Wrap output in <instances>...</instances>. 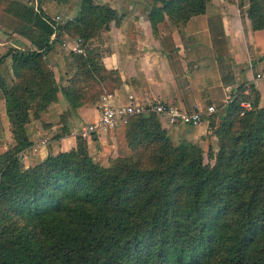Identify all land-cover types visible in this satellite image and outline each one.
<instances>
[{"label":"trees","instance_id":"obj_1","mask_svg":"<svg viewBox=\"0 0 264 264\" xmlns=\"http://www.w3.org/2000/svg\"><path fill=\"white\" fill-rule=\"evenodd\" d=\"M207 1L158 0L155 28L165 15L173 25L183 24L202 12ZM17 2L10 0L6 10L39 31V38H34L38 48H11L0 54V62L11 54L32 70L40 110L58 101L59 92L75 108L96 100L104 89L110 92L119 82L114 71L103 67L99 53L71 50L76 70L66 87H58L45 53L58 38L61 25L53 23L40 0L36 7ZM251 5L257 10L260 2L253 0ZM97 33L80 32L74 38L81 36L86 43ZM24 68L15 63L16 74ZM245 88L244 84L236 88L223 119L235 110L241 114L243 99H250L260 113L258 91L249 85L247 94ZM20 89L29 97L26 84H15L4 97L11 132L23 148L32 142L24 127L28 116L25 99L18 96ZM159 119L155 113H142L128 125L130 130L142 128L147 138L164 140L167 147ZM16 120L21 123L20 136L14 129ZM209 125H215L213 119ZM260 133L229 137L220 145L213 165L204 164L201 156L193 155L194 145L183 142L178 148L169 147L173 155L155 168L144 170L120 159L102 167L93 161L81 137L76 147L49 152L23 171L15 158L5 160L0 165V193L12 191L17 208L34 228L0 239V264H264V141ZM91 137L97 139L95 133Z\"/></svg>","mask_w":264,"mask_h":264},{"label":"crops","instance_id":"obj_2","mask_svg":"<svg viewBox=\"0 0 264 264\" xmlns=\"http://www.w3.org/2000/svg\"><path fill=\"white\" fill-rule=\"evenodd\" d=\"M19 1L27 3L30 0ZM252 1L208 0L205 9L189 17L182 26L173 25L165 15L166 28L159 23L155 32H124L121 23L110 22L105 32H98L91 39L88 51H98L103 67L114 71L113 75L117 74L119 78L110 90L112 101H125L127 94L133 93L139 102L163 100L190 109L204 108L217 104L215 100H224L227 95L234 96L236 88L250 81L255 70L264 68V0H259L257 10L253 9ZM32 5L35 6L34 2ZM137 19L134 21L136 29ZM8 31L0 27V36H6ZM18 36L21 37L20 44L28 45L24 35ZM64 65L57 61L55 70L50 66L58 87L59 80L68 85L75 72L74 63L69 67ZM258 90L259 106L264 108V89L259 86ZM107 91L104 89L95 103L88 101L79 105L73 115L86 122L97 119L101 95ZM203 99H210L204 107L200 105ZM63 100L65 98L59 92V100L49 104L46 115ZM5 114L4 100L0 98V124L6 127L9 124ZM207 122L209 118L199 127L205 129ZM24 127L36 148L33 152L35 163L48 152L56 153L75 146V136L67 134L50 146L38 144L37 138L46 130H41L37 119ZM117 129L102 130L94 140L106 149L104 137L110 133L113 136ZM7 137L10 139L9 135Z\"/></svg>","mask_w":264,"mask_h":264},{"label":"rangeland","instance_id":"obj_3","mask_svg":"<svg viewBox=\"0 0 264 264\" xmlns=\"http://www.w3.org/2000/svg\"><path fill=\"white\" fill-rule=\"evenodd\" d=\"M9 1L10 0H0V27L10 30L6 32V36H0V54L11 48L37 49L38 46L34 38H39V31L37 32L34 27H31L26 20L6 10ZM17 1L18 0H15V3H18ZM33 2L35 5L34 7H36L37 0H30L26 4L32 5ZM40 4L43 10L53 20V23L61 25L60 29L56 31V34H59L58 38L45 53L49 66H54L57 61L58 63L62 61V63L64 62L65 64L64 66L69 67L72 63L76 65L72 57L70 46L68 45L75 35L80 34V32H88V34L93 32H105L112 21L117 24L121 23L124 27V32H155L157 29L155 28V6H158L160 3H156L155 0H90L88 3L83 4L81 0H40ZM71 10H73L72 14ZM57 15L58 17H56ZM111 16H113L112 20L110 19ZM79 17H82V19L78 20ZM137 17L138 23H136L138 24V29H136L134 25V21ZM79 21L82 22L80 23ZM165 23L166 21L162 19L160 21L161 27H165ZM178 26L182 25L179 24ZM24 27L32 29L26 31L23 29ZM18 34L26 37L24 39L27 40L28 45L20 44L19 41H21V37H19ZM54 37L55 34L51 35L50 40H53ZM93 37L87 39L86 43H88L85 45L83 54L88 53L89 44ZM96 53L98 54L99 52L96 51ZM14 62L17 63L19 67L24 68L21 63L13 60L11 54L6 55L0 62V98L4 100L5 110L6 100L4 95H6L15 84L22 86L26 84L31 90L29 97H25L27 94L23 89H20L18 94V96L24 98L26 102L25 107L27 108L28 121L25 124L33 119H37L41 130H46L40 133L36 140L37 143L46 145L47 147L48 145L50 146L54 140H57L60 136L65 134L74 135L76 141L77 137H81L86 141L87 150L92 156L93 161L102 167H110L116 164L117 159H120L122 162L136 165V167L144 170L155 168L170 159L171 155H173L169 147L178 148L183 142L194 145L193 155L201 156L204 164L213 165L217 162L219 157L220 145L227 143L229 137L235 138L237 134L242 132L248 133L249 131H255L257 133L261 130L262 133L259 134V137L261 141H264V108L259 106V101L258 107H261L260 113L257 111V106L255 107L254 104L251 105L250 108L242 107L243 111H252L251 114L241 115L242 113L240 114L235 110L229 117L223 119L226 113V104L233 98L231 94L229 96L227 95L224 100H215L219 110L209 117V120H214V126L209 125V122H207L206 128L201 129L199 127L200 125L189 126L185 124H169L166 120L160 118L161 128H163L165 137L169 142L167 147L164 146L166 145L164 140L158 141L147 138L142 128L140 130H130V125L126 124L115 130L116 133L113 136L110 133L104 137V143L107 145L105 149L103 145H100L91 135L86 134L84 137L81 133V128L86 126L89 122L94 121L95 118L91 119L92 121L86 122L83 118L74 116L73 114L77 107H71L68 101L63 100L56 104L55 107H52L50 109L52 116L50 113V115H46L49 105L45 109L40 110V103L37 95L38 91L35 92V90L32 89V84L35 83V74L34 76L32 75L31 78L30 72L32 73V70L28 68H24L22 69V73L16 74ZM52 69L55 70V66ZM58 84L60 87L67 86L61 84V80L58 81ZM247 85L254 86L251 81H249ZM254 88L259 94L258 88L255 86ZM254 95L256 96L257 94ZM209 100L210 99H203L200 105L204 107L209 103ZM91 102L95 103V101ZM90 111H93V109H90ZM4 118L9 126L6 125L5 127L3 123L0 124V165H3L5 160L10 161V159L15 158L17 163L20 164V170L23 171L33 167L35 165L33 152L36 148H34L32 144L20 148L18 139H15L11 132V121L7 111ZM230 121L231 124L229 125ZM48 122L53 124L52 127L48 128L43 125ZM14 126V129L17 130L20 136L18 130L21 123L16 120ZM95 134L97 135L98 133L95 132ZM7 135L10 136V139ZM230 143L232 144L233 142ZM73 147H76V143ZM43 158H45V156ZM15 202L16 196L12 191L0 193V239L2 240L13 237V235L22 228L27 230H32L34 228L33 222H30L28 218H26L25 214L17 208Z\"/></svg>","mask_w":264,"mask_h":264},{"label":"built area","instance_id":"obj_4","mask_svg":"<svg viewBox=\"0 0 264 264\" xmlns=\"http://www.w3.org/2000/svg\"><path fill=\"white\" fill-rule=\"evenodd\" d=\"M68 45L72 51L83 53L86 43L81 36H76ZM250 81L256 88L261 86L264 89V68L255 70ZM247 83L245 84V92L248 94ZM112 98V92H106L101 95L97 119L81 128V133L84 137L86 134L91 135L102 130H114L125 126L129 123L131 117L137 114L152 112L169 124L195 126L201 124L219 110V107L214 103L204 108L186 109L163 100L139 102L135 100L133 93H128L126 100L121 102H113ZM240 105L243 108H250L252 103L250 99H243L240 101ZM241 113H243V110Z\"/></svg>","mask_w":264,"mask_h":264}]
</instances>
